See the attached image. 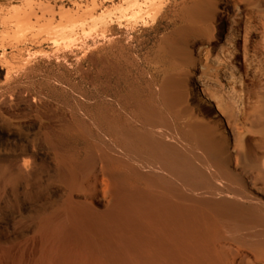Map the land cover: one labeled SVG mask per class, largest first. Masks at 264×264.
<instances>
[{"label": "bare ground", "instance_id": "6f19581e", "mask_svg": "<svg viewBox=\"0 0 264 264\" xmlns=\"http://www.w3.org/2000/svg\"><path fill=\"white\" fill-rule=\"evenodd\" d=\"M188 12L207 22L220 11L194 0ZM212 30L166 39L185 55L155 91L172 114L136 102L139 128L107 110L91 123L97 139L83 120L48 115L38 148L51 149L63 191L40 208L38 264H264V78L252 91L201 88L211 120L193 107L190 68L222 86L218 66L200 57Z\"/></svg>", "mask_w": 264, "mask_h": 264}, {"label": "rangeland", "instance_id": "374dc122", "mask_svg": "<svg viewBox=\"0 0 264 264\" xmlns=\"http://www.w3.org/2000/svg\"><path fill=\"white\" fill-rule=\"evenodd\" d=\"M215 1L219 17L205 22L189 14L194 0H0V264H38L40 208L62 194L51 149L38 148L50 117L83 120L97 139L91 123L107 110L139 128L136 102L172 114L155 91L185 55L181 43L173 54L166 39L204 34L206 23L218 37L200 57L218 66L222 86L190 68L191 105L209 108L211 120L215 105H206L201 88L252 91L262 82L264 0Z\"/></svg>", "mask_w": 264, "mask_h": 264}]
</instances>
